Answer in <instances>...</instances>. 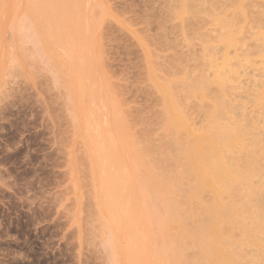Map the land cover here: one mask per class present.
<instances>
[{
	"label": "rangeland",
	"instance_id": "obj_1",
	"mask_svg": "<svg viewBox=\"0 0 264 264\" xmlns=\"http://www.w3.org/2000/svg\"><path fill=\"white\" fill-rule=\"evenodd\" d=\"M218 18L238 22L230 46ZM263 48L264 0H0V264H168L150 185L173 138L159 89L199 133L218 87L186 84L226 57L227 119L263 142Z\"/></svg>",
	"mask_w": 264,
	"mask_h": 264
},
{
	"label": "bare ground",
	"instance_id": "obj_2",
	"mask_svg": "<svg viewBox=\"0 0 264 264\" xmlns=\"http://www.w3.org/2000/svg\"><path fill=\"white\" fill-rule=\"evenodd\" d=\"M185 4H182L180 13L188 12L185 15L188 16L193 9L191 4ZM218 19V27L220 25L226 32L223 43L230 46L234 42L231 30L235 28L234 23L238 22L227 18ZM234 75L229 69V59L225 57L223 69L215 72L212 82H207L204 76L205 80L201 76L187 82L186 87L196 93L202 89L205 92L212 84L218 87L209 113H206L208 124L199 133L188 130L177 110L174 95H171V91L169 93L170 87H167V91L160 86L166 110L165 126L173 138L163 146L167 159L159 166L156 164L157 175L150 185L157 191L159 207L166 213L162 225L168 236L166 245L163 244L165 248L167 246L163 255L168 264H183L185 256L190 258L188 264H264V141L261 142L259 136L253 137L255 134H251L252 138L247 140L249 126L243 123L244 119L240 120V115L239 121L229 122L230 119H227L233 113V107L226 86L234 80ZM255 103L258 108H264V90L257 96ZM181 133H185L183 139ZM174 148L179 154L182 153L184 165L180 173L185 180L184 185L180 184V175V180L175 179L166 170V162L177 163L179 160V155L173 152ZM255 179L261 182H258V187L253 186ZM207 192L210 197L204 200L208 201L204 205L201 200ZM246 248L254 249V254L247 255ZM162 257L161 261L164 259Z\"/></svg>",
	"mask_w": 264,
	"mask_h": 264
}]
</instances>
